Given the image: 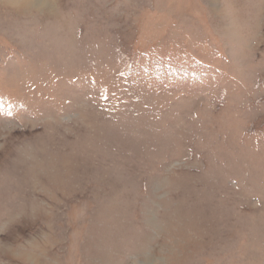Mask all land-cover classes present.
I'll list each match as a JSON object with an SVG mask.
<instances>
[{
	"label": "rangeland",
	"instance_id": "obj_1",
	"mask_svg": "<svg viewBox=\"0 0 264 264\" xmlns=\"http://www.w3.org/2000/svg\"><path fill=\"white\" fill-rule=\"evenodd\" d=\"M0 0V264H264V0Z\"/></svg>",
	"mask_w": 264,
	"mask_h": 264
},
{
	"label": "bare ground",
	"instance_id": "obj_2",
	"mask_svg": "<svg viewBox=\"0 0 264 264\" xmlns=\"http://www.w3.org/2000/svg\"><path fill=\"white\" fill-rule=\"evenodd\" d=\"M33 1H36V3H38V4H40V5L43 4V3H42V0H33Z\"/></svg>",
	"mask_w": 264,
	"mask_h": 264
}]
</instances>
